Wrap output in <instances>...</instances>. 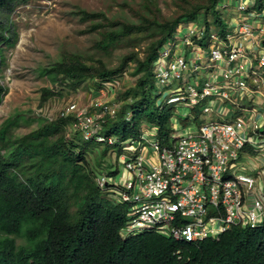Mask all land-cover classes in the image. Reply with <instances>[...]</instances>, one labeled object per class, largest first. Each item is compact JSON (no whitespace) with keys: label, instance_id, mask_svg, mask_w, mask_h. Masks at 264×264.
<instances>
[{"label":"trees","instance_id":"16d2710c","mask_svg":"<svg viewBox=\"0 0 264 264\" xmlns=\"http://www.w3.org/2000/svg\"><path fill=\"white\" fill-rule=\"evenodd\" d=\"M25 1L0 0V45L14 42L8 16ZM217 1L196 4L163 22L144 16L137 23L105 28L96 41L98 49L106 52L129 41L126 38L133 33L143 32L142 37L151 39L143 56L132 49L116 66L107 67L101 59L95 63L81 54L63 52L59 60L42 68V72L69 80L73 86L83 78L100 86L120 76L132 60L142 72L132 86L117 94L120 106L115 116L102 121L101 132L113 135V144L84 140L71 128V115L45 120L12 139L6 137L12 120L0 125V264H264V219L259 226H232L216 238L197 243L177 241L152 230L124 236L121 229L128 205L113 202L95 184L101 168L107 167L108 173L116 171L121 153L118 142L136 137L144 121L155 125L162 144L170 143L174 132L171 115L165 104H155L158 94L154 93L153 61L181 18L185 23L199 17L220 23ZM199 8L211 16L199 13ZM77 13L82 20L104 16L84 9ZM5 91L0 82V101ZM53 94L50 88L42 87L40 101ZM95 145L100 148L95 156L98 166L93 168L85 153Z\"/></svg>","mask_w":264,"mask_h":264},{"label":"built area","instance_id":"2783aa9c","mask_svg":"<svg viewBox=\"0 0 264 264\" xmlns=\"http://www.w3.org/2000/svg\"><path fill=\"white\" fill-rule=\"evenodd\" d=\"M216 8L220 23L202 17L181 23L153 61L155 83L170 88L166 103L200 106L212 117L195 131L173 126L170 143L155 137L150 150L141 141L156 127L142 124L136 137L118 142L116 171L95 177L104 195L128 205L124 236L152 230L197 243L264 219V181L239 162L242 153L264 152V0H218ZM112 85L94 83L87 104L68 102L57 116L71 115V128L84 140L115 143L101 132L120 106L116 95L104 93L114 92Z\"/></svg>","mask_w":264,"mask_h":264},{"label":"rangeland","instance_id":"374dc122","mask_svg":"<svg viewBox=\"0 0 264 264\" xmlns=\"http://www.w3.org/2000/svg\"><path fill=\"white\" fill-rule=\"evenodd\" d=\"M207 3L208 0H27L17 4L8 16L12 24L11 34L14 42L0 45V82L6 87L0 101V125L6 119L12 120L6 137L12 139L28 133L45 120L55 119L59 110L68 102L75 101L85 105L94 96L90 90L94 86L91 79L83 78L73 86L69 80L42 72V68L59 60L63 52L81 54L88 61L95 63L101 59L107 67H114L121 56L132 49L136 50L139 56H143L144 49L151 39L142 37L143 32L133 33L126 38L129 41L101 52L96 46V41L101 38V32L105 28H118L124 22L137 23L144 16L163 22L171 20L196 4ZM81 9L101 12L104 16L82 20L77 13ZM204 10L199 8L198 12L206 13L210 17V12ZM231 13L237 15L234 6ZM0 17L3 18L2 12ZM180 22L184 24L186 19L181 18ZM94 23L101 25L94 26ZM141 72V69H137L135 60L128 62L120 76L110 81L112 86H115V91L104 88L105 95L117 96L125 88L132 86ZM202 78L203 76L201 82ZM42 87L50 88L54 94L41 102ZM154 93H158L155 104L166 105V112L171 115L170 122L174 128L195 131L202 122L212 117L200 112V106L190 109L182 103H166L164 99L170 93L169 86L159 87L155 83ZM143 124L147 123L144 121ZM155 137L156 135H146L141 141L145 145L144 148L152 149L149 141ZM99 148L97 145L92 146L85 153V159L93 168L98 166L95 156ZM250 153H242L239 162L248 164L261 155L257 151ZM122 168L123 163L120 161L118 169ZM105 169L101 168V173L106 172ZM18 241L20 242V239Z\"/></svg>","mask_w":264,"mask_h":264},{"label":"crops","instance_id":"0c3cea01","mask_svg":"<svg viewBox=\"0 0 264 264\" xmlns=\"http://www.w3.org/2000/svg\"><path fill=\"white\" fill-rule=\"evenodd\" d=\"M93 94L94 92L92 93V95ZM246 153L251 154L250 151H247ZM260 153L261 155L260 156L258 155L256 157V160H251L249 161L248 164H245V163H240V164L245 172L256 176L258 182H263L264 181V152H260Z\"/></svg>","mask_w":264,"mask_h":264},{"label":"clouds","instance_id":"9594fccd","mask_svg":"<svg viewBox=\"0 0 264 264\" xmlns=\"http://www.w3.org/2000/svg\"><path fill=\"white\" fill-rule=\"evenodd\" d=\"M108 173V172H107ZM100 174V173H99Z\"/></svg>","mask_w":264,"mask_h":264}]
</instances>
